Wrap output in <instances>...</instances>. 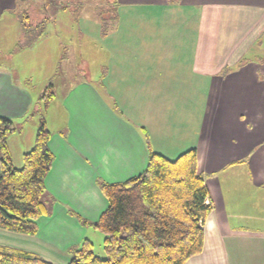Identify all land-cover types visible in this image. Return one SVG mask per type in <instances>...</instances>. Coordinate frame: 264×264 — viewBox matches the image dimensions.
Segmentation results:
<instances>
[{
	"label": "crops",
	"instance_id": "1",
	"mask_svg": "<svg viewBox=\"0 0 264 264\" xmlns=\"http://www.w3.org/2000/svg\"><path fill=\"white\" fill-rule=\"evenodd\" d=\"M37 1L0 0V117L21 128L7 142L13 167L20 150L15 169L39 126H31L23 148L13 143L40 106L21 73L36 46L17 39L35 31L56 39L63 32L79 43L94 40L96 48L81 70L70 58L68 80L49 84L59 91L51 101L60 117L48 112L40 119L51 133L54 163L38 233L12 238L0 231V247L68 264L83 240L92 243L89 231H97L69 212L94 223L108 207L97 181L141 175L148 150L174 161L194 149L212 209L203 250L186 264H245L243 249L264 246V0H110L116 12L109 17L93 10L102 1L85 0L84 14L61 20L53 37L48 26L59 20L48 5L33 15ZM13 49L22 52L17 61ZM92 68L94 81L84 73ZM256 259L264 264V254Z\"/></svg>",
	"mask_w": 264,
	"mask_h": 264
},
{
	"label": "trees",
	"instance_id": "2",
	"mask_svg": "<svg viewBox=\"0 0 264 264\" xmlns=\"http://www.w3.org/2000/svg\"><path fill=\"white\" fill-rule=\"evenodd\" d=\"M52 97L49 85L42 100ZM16 130L12 120L0 117V230L35 236L46 212L45 179L54 163L51 133L42 119L33 148L24 154L22 168L15 169L7 142ZM97 186L108 202L98 221L69 214L104 235L105 259L94 255L86 239L68 264H186L201 254L203 225L212 208L197 171L196 150L174 161L148 150L141 175L124 183L97 181ZM0 264L51 263L34 253L0 247Z\"/></svg>",
	"mask_w": 264,
	"mask_h": 264
},
{
	"label": "rangeland",
	"instance_id": "3",
	"mask_svg": "<svg viewBox=\"0 0 264 264\" xmlns=\"http://www.w3.org/2000/svg\"><path fill=\"white\" fill-rule=\"evenodd\" d=\"M102 1L101 6L94 8L93 10L101 12L100 16L102 17H109L110 15L115 14L116 9L115 7H112L110 5V0H98ZM92 4H97V0H89ZM88 2V3H89ZM86 4L85 0H38L37 6H35V14L33 15H41V5H48L50 12L53 13L54 19L56 18L59 20L58 23H51L49 24L48 28V34L51 36L55 32V29H53V26H62L61 20H65V18L70 17H78L83 15V6ZM21 11L27 12V9L21 7ZM89 13H91L88 10ZM87 12V13H88ZM32 13V12H31ZM94 13V11H93ZM94 15V14H93ZM98 15V14H97ZM109 22L104 23L103 27L104 30H109ZM30 26V25H29ZM38 31H35L33 34L27 33L24 34V37L21 39H17V43L22 40V43L24 46H36L33 49V60L32 61H21L23 65V71L21 72L24 76H26V79H29L28 81L31 82L32 88H30L35 95H37L39 106V112L32 114L30 120H27L26 125L23 129V133L21 136H18L15 139V142L13 145L16 148H23L24 144H26V141L31 133V126L35 125V127L38 125L40 126V119L43 116L44 118H47L46 115L50 114V116L54 115V119H58L60 117L59 115V108L57 107V100H53V102L50 100V102H45L44 100H41L40 97L43 94V91L47 88V86L50 84V82L53 80L54 82L59 81L61 84L62 79L68 80L69 79V71L68 69H73L75 65H68V62H70V58L74 56V61L72 63H76L78 65V70H81L83 68L82 62H86L87 55L91 54L93 56V53L95 51L96 45L95 41L91 39H84L80 43L77 40H71L65 38V35L63 32H59L58 37L56 39H52L51 37L48 38L47 36H42L43 33L37 34ZM1 37V36H0ZM53 37V36H52ZM5 39V38H4ZM2 40L0 39V45H2ZM49 47H46L48 46ZM263 45L264 47V35L260 39V45ZM71 46V47H70ZM18 46L16 45V49ZM67 48V49H66ZM13 49L11 55H15L14 59L15 61L19 60L21 56V53L19 54L20 50ZM66 49V50H65ZM23 50V49H22ZM66 51V52H65ZM71 51V52H70ZM55 53V55H54ZM68 53V55L66 54ZM2 57L0 53V58ZM94 57V56H93ZM9 58V56H8ZM7 58V59H8ZM6 59V60H7ZM58 60V62H57ZM76 65V66H77ZM50 66L52 70L50 69ZM74 72V71H73ZM79 74V77L85 78L86 73V79H92L94 81V70L92 68L91 73L89 75V71H85L84 73L77 72ZM26 74V75H25ZM56 75V76H55ZM57 83V82H56ZM53 93L56 92V95L60 97L59 91L53 90ZM25 121V120H24ZM56 121V120H55ZM24 123V122H23ZM21 128L18 127L16 131L20 132ZM13 135V134H12ZM20 150H14V167H19L18 162L21 160V154H19ZM92 230V231H91ZM89 231V239H92L93 244V253L96 257L100 259H105V253L103 251V241H104V235L100 233L99 231H95L91 229ZM3 231V230H0ZM6 232L8 236L14 238L11 234H14L15 236H21L20 234L10 233ZM91 232H94V238H91ZM23 236V235H22ZM16 237V238H17ZM15 238V239H16ZM261 249L262 253H261ZM259 246L254 247H247L243 249L241 252L244 254L243 258L245 261V264H262L258 263V260L256 258H261L262 254H264V246L261 248ZM44 259V258H43ZM50 258H45L46 261L50 262ZM59 263L61 260H65V258H58ZM67 259V258H66ZM70 260L68 258L66 263Z\"/></svg>",
	"mask_w": 264,
	"mask_h": 264
}]
</instances>
